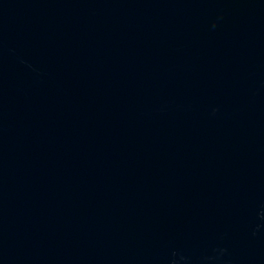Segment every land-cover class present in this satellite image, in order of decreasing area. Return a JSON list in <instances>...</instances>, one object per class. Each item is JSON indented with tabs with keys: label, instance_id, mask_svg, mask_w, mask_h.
<instances>
[{
	"label": "water",
	"instance_id": "1",
	"mask_svg": "<svg viewBox=\"0 0 264 264\" xmlns=\"http://www.w3.org/2000/svg\"><path fill=\"white\" fill-rule=\"evenodd\" d=\"M0 264H264V0H0Z\"/></svg>",
	"mask_w": 264,
	"mask_h": 264
}]
</instances>
